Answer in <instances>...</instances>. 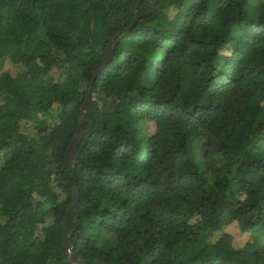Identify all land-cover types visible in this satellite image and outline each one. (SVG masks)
<instances>
[{"label": "trees", "instance_id": "obj_1", "mask_svg": "<svg viewBox=\"0 0 264 264\" xmlns=\"http://www.w3.org/2000/svg\"><path fill=\"white\" fill-rule=\"evenodd\" d=\"M153 1L0 0V264L77 220L86 264H264V0H157L94 79Z\"/></svg>", "mask_w": 264, "mask_h": 264}, {"label": "water", "instance_id": "obj_2", "mask_svg": "<svg viewBox=\"0 0 264 264\" xmlns=\"http://www.w3.org/2000/svg\"><path fill=\"white\" fill-rule=\"evenodd\" d=\"M156 2H157V0H154L152 2L151 8L148 12L143 13V14H140L137 12L132 24L130 25V27H128L127 29H122L119 32V34L116 36V38L110 43V46L107 49L104 58L97 64V66L95 68L94 79L97 75L98 70L105 67L106 65H108V63L111 61L114 50H115L120 38L127 31L131 30L132 27H134L137 24L138 20L140 19V17L142 15L151 14L155 9ZM92 85H93V83H92ZM91 88H92V86H91ZM90 99H91V92H88L87 96H86V100H85L84 105L82 107V113L85 114L86 112H89V113H91V116H92V112L90 110ZM83 134H84V129H83V119H82V121L78 127V131H77L76 135L74 136V138L71 142L70 148H69V160H73L74 163L76 162V159H77L78 144H79ZM69 188L72 192L73 203L70 205L69 214L67 216V219H72V217L74 215H76L74 206H75V204L79 198V191L76 187L69 186ZM77 218H78V216H77ZM78 226H79V220L76 221L75 227L70 234H68L67 231L64 230L65 255L71 257V264H86V261L78 254L77 251H75L74 247L70 244V241H69L70 237L72 236L73 232L75 230H77Z\"/></svg>", "mask_w": 264, "mask_h": 264}, {"label": "rangeland", "instance_id": "obj_3", "mask_svg": "<svg viewBox=\"0 0 264 264\" xmlns=\"http://www.w3.org/2000/svg\"><path fill=\"white\" fill-rule=\"evenodd\" d=\"M3 69H8L10 70L13 74L16 73L15 71V68L12 66V64L7 61L5 62L4 64V67ZM146 132H154L155 130V126H154V123L153 122H149V124L147 126H145L143 128ZM203 152V141H199L197 142L195 145H194V153L197 155V156H200ZM202 168L204 169L205 166L202 164ZM60 191L62 190L61 188H58ZM226 231L230 232L233 234V236H235L236 238L239 237V240H240V243H244L246 241V236L244 234L241 233L240 229L235 227V224H232V225H228L226 228ZM105 240V236L99 238L98 242L100 243H103ZM264 242V241H263ZM262 251L264 252V243H263V246L261 247Z\"/></svg>", "mask_w": 264, "mask_h": 264}]
</instances>
